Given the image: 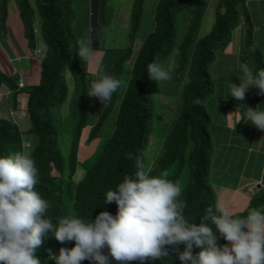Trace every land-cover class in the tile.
Masks as SVG:
<instances>
[{
	"label": "trees",
	"instance_id": "obj_1",
	"mask_svg": "<svg viewBox=\"0 0 264 264\" xmlns=\"http://www.w3.org/2000/svg\"><path fill=\"white\" fill-rule=\"evenodd\" d=\"M13 0H0V33L5 38L8 33L7 20L10 3ZM244 0H218L215 7V22L211 31L200 39L195 35L200 26L208 0H197V5L186 27V32L176 42V14L186 0H158L153 11V29L143 38L137 51L130 78L119 105L114 129L110 137L102 144L95 161L76 181L72 178L78 166V144L80 132L86 122L84 105L83 75L79 63L76 39L72 31L73 0H14L15 11L21 26V33L29 50L37 48V41L43 39L48 50L40 58L39 79L36 84L19 88L12 75L0 70V91L7 82L15 91L24 94V106L28 124L22 127L11 117H0V157L24 150L31 152L38 169L40 182L37 190L49 201L48 215L56 221L67 214L86 220H95L101 211L115 215L117 207L113 202L104 203L107 190H115L125 175L136 171V158L144 159L148 137L151 131L152 104L149 94L155 85L150 79L147 66L152 62L166 59L172 50H179L180 60L177 71L185 68L188 71L189 83L181 93L182 104L174 123L168 130L159 155L149 166L152 175H159L175 165L169 179L178 181L182 168L188 166L187 181L183 187L182 199L187 201L185 216L190 222L199 224L206 210L217 203L214 188L209 185V156L211 136L208 131L210 117L203 113L204 98L212 92L208 66L215 59L217 47L224 48L230 41L232 31L244 23L247 37L250 38V23L245 14ZM107 0H97L94 10V25L97 32L94 42L105 34L104 10ZM144 0H135L131 9V26L128 44L124 53L115 61L112 76L120 79L121 67L133 51L134 33L138 30L142 16ZM93 16V13H92ZM250 41V39H249ZM98 48L105 51L104 46ZM251 51L258 57L259 66L254 72L264 68L260 53L251 46ZM72 66L73 77L77 75L79 84L76 103L79 106V117L71 141L70 153L65 165L57 146L58 131L56 120L52 115L54 108H59L69 93L66 84V69ZM8 87V86H7ZM258 95L259 89L253 87ZM9 90V88L7 89ZM9 92V91H8ZM259 96H261L259 94ZM262 97V96H261ZM199 99V103L195 101ZM106 111L91 125L87 141L97 136V130ZM25 143L30 145L26 148ZM131 154V158H129ZM146 165V164H145ZM252 208L264 212V188L252 197L250 204L236 215L246 216ZM205 223L212 228L211 220ZM226 241L222 238L221 244ZM74 242L61 244L50 233L43 238L36 255L41 264H56L50 255H58L61 247L71 248ZM168 255L160 260L147 261L146 264H181L178 252L184 245L167 246ZM194 252L199 249L194 248ZM2 264V262H0ZM82 264H91L83 261ZM111 264H117L111 260Z\"/></svg>",
	"mask_w": 264,
	"mask_h": 264
},
{
	"label": "clouds",
	"instance_id": "obj_2",
	"mask_svg": "<svg viewBox=\"0 0 264 264\" xmlns=\"http://www.w3.org/2000/svg\"><path fill=\"white\" fill-rule=\"evenodd\" d=\"M77 44L80 60L92 64L97 50L91 37L83 36ZM47 50V43L38 40L36 51ZM240 68L243 76L239 85L229 84V96L243 101L249 87L258 88L264 95V68L254 72L247 63H241ZM147 72L156 83L172 78L171 70L155 61L147 66ZM184 83H189L187 76ZM120 86V79L99 74L89 81L87 95L104 105ZM242 120L264 131V110L246 106L235 124ZM39 182V169L31 152L21 150L0 157L2 264H41L36 252L50 233L61 244L74 242L73 247H61L58 255H50L56 264H82L86 260L91 264H111V260L117 264H146L164 258L167 246L177 244L184 245L178 252L181 264H264V212L252 208L246 216L236 215L217 202L214 209L210 206L206 210L199 224L190 222L179 181L169 179L166 171L152 175V168L139 157L135 173L125 175L115 190L104 194L105 204H116L115 215L101 211L94 221L67 214L54 223L48 215L49 201L37 190ZM208 220L226 244H217L216 234L205 223ZM194 248L199 251L194 252Z\"/></svg>",
	"mask_w": 264,
	"mask_h": 264
},
{
	"label": "rangeland",
	"instance_id": "obj_3",
	"mask_svg": "<svg viewBox=\"0 0 264 264\" xmlns=\"http://www.w3.org/2000/svg\"><path fill=\"white\" fill-rule=\"evenodd\" d=\"M134 1L135 0H107L104 10V21L106 26L105 34L102 39H99L100 46H104L106 50L103 51L101 49H94L97 50L95 53V59L90 65H85L78 56L79 66L82 72H84L82 87L85 89L83 100L86 107L85 110L87 118L85 125L80 132L81 135L77 152L78 166L77 171L72 178L73 181L81 178V176L84 174V171L90 165H92L102 144L110 137L114 129L120 102L130 78L135 55L139 50L143 38L153 29V11L158 0H144L139 28L134 33L135 42L132 54L127 60L123 62L121 67L120 88L116 93L113 94L111 101L104 105L98 98L89 97L87 95L89 81L97 78L99 74L107 73L112 75V67L115 61L124 53L129 41V37H131V9ZM217 1L218 0H208V4L204 10L200 26L195 35L196 39L204 37L211 31L215 22V4ZM96 3L97 0H94L92 12V18L94 22V10ZM196 5L197 0H186L183 9L176 14V42H179L182 36L185 34L189 19L193 14ZM91 10L92 0H73L72 31L76 39L77 48V42L81 37L86 35L91 37ZM240 26L241 24L232 31V39H230L229 43L224 48L217 47L215 50V59L207 69V72L211 78L212 92L208 94L203 101V113L210 117L208 131L211 136L212 144L209 156V185L214 188V185H216L215 182H220L221 180L227 184L232 183V181L239 182L240 193L234 197L233 202L231 201V203L228 204V207L232 210V212H235L238 207L240 210H244L252 200V197L245 199L243 192L246 189L245 186H248V182L251 181L249 178L251 171L249 169L245 171L244 167L242 166V163H244L242 156L246 155L247 153L238 151V154L228 155L226 159H224L222 154L225 149L223 148L225 147V144L220 142L218 137V122H221L220 111L222 110V105L228 107V113L236 110L234 114L237 113L238 115L240 114V106L237 105H242V102L236 103V99L229 96V84L235 83L239 85V78L243 76L240 65L241 63H244V52H241L240 54L238 49L241 44L238 36ZM19 27H21L20 21L18 14L15 11L13 0L10 3V13L7 20V28L9 32L5 36V40H2L3 37H0V42L2 43V46H4L5 51H7L9 54L12 53L13 56H16L17 54L21 56L26 52L28 54L31 53L30 50L24 49V47L21 46L20 38L22 39V35L21 32L19 33L18 31L20 30ZM96 32L97 29L94 25L92 33L96 34ZM249 39L250 38H248V40L246 39L243 42V45H246V53L252 57L253 67L256 65L259 66L258 57L254 55V52L251 51L253 42L251 40L249 41ZM179 54V50L175 48L171 51L166 59L159 62L164 67L171 70L172 78L169 81H163L159 83L155 82V85L149 94L153 114L151 119V131L148 137L147 147L144 152L146 166H150L154 159L159 155L163 140L177 118L182 104L181 93L184 86L186 85L184 80L185 76L188 78V71H186L185 68L177 71L179 66L178 61L180 60ZM26 57L27 59L24 57L21 59V61H13V64L16 66L17 70H20V76L24 80L23 83L25 86H28L29 82H35L34 77H36V65L35 62L32 63L29 61L28 56ZM36 61H38V59ZM73 72L72 66H69L66 69V84L69 88V93L66 101L63 102L59 108H54L52 111V115L56 120V128L58 131L57 146L65 165H67V159L70 153L71 141L75 131V123L79 117V106L76 103V96L79 93L77 92L79 84L77 85V78H75L77 75L73 77ZM14 82H17V80ZM1 88L4 90L0 91V117L6 118L14 115L16 118H18L16 123L18 122L19 126L24 128L29 125L27 118L24 119L26 110L24 106L25 100L23 92L15 91L14 86L8 84L7 82L3 83ZM8 88L9 90H7ZM14 106L16 108L15 112L12 110L13 113H11L9 108H13ZM21 110L24 112L23 114ZM104 111H106V114L101 120L100 126L97 130V136L92 141H87V136L91 125L98 121L99 117ZM232 122L233 121H230V124ZM29 145V143H25L26 148ZM229 157L231 158V161ZM240 160L241 162L239 163ZM175 165L176 164L172 165L166 171L168 175L174 172ZM225 167L230 168V170L226 169ZM243 173L244 175H242ZM187 176L188 166L185 165L182 168L181 176L178 180L182 188L187 181ZM214 190L216 193V187ZM218 198L219 197L217 195V199ZM212 230L217 236V244L222 245V237H220L215 225H213Z\"/></svg>",
	"mask_w": 264,
	"mask_h": 264
},
{
	"label": "crops",
	"instance_id": "obj_4",
	"mask_svg": "<svg viewBox=\"0 0 264 264\" xmlns=\"http://www.w3.org/2000/svg\"><path fill=\"white\" fill-rule=\"evenodd\" d=\"M93 3L94 0H92V10L90 13L92 20L91 39L93 41V48L99 49L98 43L95 46V42L93 39L94 33H92L95 23L92 18ZM243 5H244L245 14L250 23V28H251L250 40L253 42V48L260 53L262 60H264V0H244ZM19 29L20 30L18 31L20 33L22 29L21 27H19ZM238 36H239V41L241 43L240 46L238 47L239 53L241 54V52H244V58H245L244 63H247L249 67L252 68V70L254 71L255 66L253 67L252 57L246 53L245 50L246 45H243V42L246 40V36H247V29L244 23H241V26L239 27ZM0 37H3L1 33H0ZM5 38L3 37L2 40H5ZM20 43L21 46L24 47V49H28L23 36L22 39L20 38ZM30 51H31L30 54L26 52L27 54L25 53L24 55L21 56H19L18 54L16 56H13L12 53L9 54L7 51H5L4 46H2V43L0 42V70L6 75H12L15 80L19 79L22 82H24V80L20 76L21 75L20 70L16 69V66H14L13 61L14 62L15 60L21 61L22 58L25 57L27 59L26 56H28L29 61L32 63L35 62L36 65L35 67L36 77H34L35 82H29L28 85L36 84L39 79L40 58L43 55V51L37 52L36 49ZM37 59L38 61H36ZM3 68L6 70H4ZM253 89H254L253 87H249V89L246 92L245 99L243 101L236 100V103L242 102V105L240 104L237 105L240 106L239 115L237 113L234 114L236 110H233L230 113H228V107L222 105L223 107L222 110L220 111L221 122H218V128H219L218 137L220 139V142L225 144V147H223L225 148L222 154L223 158L226 159L228 155L238 154L237 153L238 151H242V153H247L246 155L242 156L244 161V163H242V166L244 167L245 171L247 169L251 171L249 174V178L251 179V181L248 182L249 185L245 186L246 189L243 191L245 195V199L248 197L251 198L256 196L260 192V190L264 188V131H261L254 125L250 124V122L248 121L242 120L241 122L235 124L236 120L240 119L243 116L246 110V106L253 108L254 105L253 109L258 107V110H264V97L259 96V92L258 95H256V91ZM15 109H16L15 106L13 108L10 107L9 111L13 113V111L15 112ZM23 113L24 112H22V114ZM12 118L15 119V121H17L18 119L14 115H12ZM25 118H26V113L24 114V119ZM230 121L233 122L230 124ZM240 162L241 160L239 161V163ZM225 168L230 170V168L227 167ZM242 175H244V173ZM215 184L216 185H214V189L216 187V191H217L216 199H217V195L219 197L217 199L218 200L217 202L220 201L219 203H222L226 206H228V204H230L231 201L233 202L234 197H236L240 193L239 182L232 181V183L227 184L226 182L221 180L220 182H215ZM241 211L242 210H240L238 207L237 210L233 213H237Z\"/></svg>",
	"mask_w": 264,
	"mask_h": 264
},
{
	"label": "built area",
	"instance_id": "obj_5",
	"mask_svg": "<svg viewBox=\"0 0 264 264\" xmlns=\"http://www.w3.org/2000/svg\"><path fill=\"white\" fill-rule=\"evenodd\" d=\"M17 85H18V87L19 88H22L23 86H24V83L22 82V81H19L18 83H17ZM261 95V94H260ZM262 97H264V95H261Z\"/></svg>",
	"mask_w": 264,
	"mask_h": 264
},
{
	"label": "water",
	"instance_id": "obj_6",
	"mask_svg": "<svg viewBox=\"0 0 264 264\" xmlns=\"http://www.w3.org/2000/svg\"><path fill=\"white\" fill-rule=\"evenodd\" d=\"M15 80V79H14Z\"/></svg>",
	"mask_w": 264,
	"mask_h": 264
}]
</instances>
